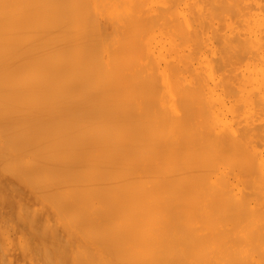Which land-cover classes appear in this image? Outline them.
Segmentation results:
<instances>
[{
  "label": "bare ground",
  "instance_id": "obj_1",
  "mask_svg": "<svg viewBox=\"0 0 264 264\" xmlns=\"http://www.w3.org/2000/svg\"><path fill=\"white\" fill-rule=\"evenodd\" d=\"M0 264H264V0H0Z\"/></svg>",
  "mask_w": 264,
  "mask_h": 264
}]
</instances>
